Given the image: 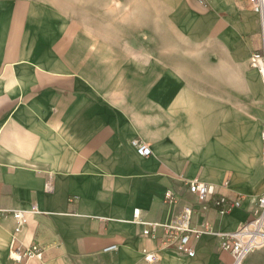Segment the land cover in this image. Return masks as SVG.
<instances>
[{
	"label": "crops",
	"instance_id": "obj_1",
	"mask_svg": "<svg viewBox=\"0 0 264 264\" xmlns=\"http://www.w3.org/2000/svg\"><path fill=\"white\" fill-rule=\"evenodd\" d=\"M119 1L71 12L55 0H0V264H230L217 234L190 258L162 246L161 226L143 230L198 205L189 179L243 196L228 212L208 209L216 232L238 228L264 191V116L248 117L247 73L234 74L235 91L230 68L232 53L261 46L258 13L236 0H142L149 16L206 44H119L102 21L118 16ZM184 55L198 67H181ZM249 77L264 98L259 74ZM169 188L178 203L165 200ZM17 209L27 210L20 242L44 245L43 261L11 257ZM244 264H264V246Z\"/></svg>",
	"mask_w": 264,
	"mask_h": 264
},
{
	"label": "built area",
	"instance_id": "obj_2",
	"mask_svg": "<svg viewBox=\"0 0 264 264\" xmlns=\"http://www.w3.org/2000/svg\"><path fill=\"white\" fill-rule=\"evenodd\" d=\"M238 3L245 8L256 11L259 15L261 29V46L255 50L250 57V64L256 68L264 79V0H238ZM262 137V161L264 165V123L261 132ZM132 145L137 152L143 156L152 153L149 143L139 137L132 139ZM228 185V181L224 182ZM187 189L195 195V206L192 203L184 204L178 216L168 222H154L151 227H146L143 234L155 235L158 226L164 229L165 236L162 240V246L175 247L185 252L190 258L196 255V245L198 240L205 233H214L220 237V247L230 252L232 260L230 264H244L247 256L254 250L264 246V191L253 196L251 200L255 202V207L251 211L250 217L244 221L238 228L229 231H214L206 217V212L210 208H215L221 213L240 207L243 204L241 194L230 195L226 193H217V185L210 182L201 181L198 178L186 180ZM217 193V194H216ZM165 200L170 203H178L179 194L169 188L165 191ZM37 211L38 206L33 205L28 211ZM27 210H14L13 216L16 219L12 241L11 257L20 262L30 260L43 261L45 258L44 245L34 242L25 245L20 242L18 234L27 222ZM139 208H135L134 215L137 220L139 217ZM195 215L203 216L200 221L194 220ZM116 248V244L106 246L105 250ZM146 259L153 260L155 254L146 252ZM195 264V263H189Z\"/></svg>",
	"mask_w": 264,
	"mask_h": 264
},
{
	"label": "rangeland",
	"instance_id": "obj_3",
	"mask_svg": "<svg viewBox=\"0 0 264 264\" xmlns=\"http://www.w3.org/2000/svg\"><path fill=\"white\" fill-rule=\"evenodd\" d=\"M61 7H65L68 11L78 12L79 4H84L87 0H55ZM238 3V0H236ZM94 2V1H93ZM119 14L117 17H107L103 16L102 21L108 22L110 25L113 23V27L117 28L118 33L116 34L119 44H206L203 42L193 41L187 34L181 31L179 28H175L173 25L170 26L168 23L164 24L160 22L157 16H149L148 8H145L142 0L135 1H119ZM238 5H240L238 3ZM241 6V5H240ZM242 7V6H241ZM152 7L150 8V10ZM87 21L94 22L99 18L93 16H86ZM260 23V22H259ZM261 34V29L259 25V32ZM209 44V43H207ZM217 44V43H211ZM257 44H248L246 47L242 46L240 51L232 53L230 68H231V82L232 90L237 87H233L234 84L238 85V71H245L247 73V113L248 117L251 115L264 116V98L260 99L255 93L250 91V77L249 75L253 73L259 74L261 82L264 85V79L262 75L251 66L249 62L250 54L253 49H255ZM141 47V46H140ZM186 47V46H184ZM183 63L181 67H198L196 62H192L193 57L189 56L187 60L186 56H183ZM195 65V66H194ZM208 67H214L212 63L208 64ZM255 129V128H254ZM254 131V130H253Z\"/></svg>",
	"mask_w": 264,
	"mask_h": 264
}]
</instances>
